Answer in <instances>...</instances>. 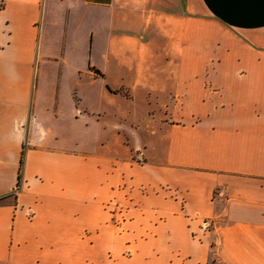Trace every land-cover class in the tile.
Here are the masks:
<instances>
[{"label":"crops","instance_id":"1","mask_svg":"<svg viewBox=\"0 0 264 264\" xmlns=\"http://www.w3.org/2000/svg\"><path fill=\"white\" fill-rule=\"evenodd\" d=\"M0 264H264V0H0Z\"/></svg>","mask_w":264,"mask_h":264},{"label":"rangeland","instance_id":"2","mask_svg":"<svg viewBox=\"0 0 264 264\" xmlns=\"http://www.w3.org/2000/svg\"><path fill=\"white\" fill-rule=\"evenodd\" d=\"M169 54H170L169 55V61H172L174 59L173 53L171 51H169ZM140 57H141V55H140L139 52L138 53L135 52V54L132 56V58H134V59L135 58H140ZM144 58H145V60H149L151 58V56L149 54H147V52H146V55H145ZM153 58H161V59H164L165 56L162 55V56L157 57L156 54H154L153 55ZM145 74H147V73H145ZM129 78L130 77L127 76V79H129ZM66 86H67V89H70L72 87L71 88L72 91H75L76 89L81 90V86L79 85V83L75 82V80H73V82H71V83H67ZM143 101H137L132 106H135L136 108H141L142 106H144ZM117 105H118L119 108H121L123 110H126L127 109V106H130V105H127L126 106L124 103H120V104L119 103L118 104L116 103V106ZM131 130L132 131H130V132H124L125 134L122 137V142H123L124 145L127 144L126 147H125V150L128 153H130L132 155H135V149H136V147H133V145L135 144V140L136 141H139L141 139V136L142 135H141V131L140 130H136L134 128H132ZM82 131L83 130L81 129V127H77V128L74 127V130H73L74 139L76 138L75 139V142H76V144H79L77 147L80 148V149L86 148V146H83V143H81V141H80V140H82ZM114 133H116V132H114ZM128 144H130L131 146H128ZM140 155H141L140 152H137L136 155L133 157V159L136 160V161H138V162H140L141 160L138 159L140 157Z\"/></svg>","mask_w":264,"mask_h":264},{"label":"built area","instance_id":"3","mask_svg":"<svg viewBox=\"0 0 264 264\" xmlns=\"http://www.w3.org/2000/svg\"><path fill=\"white\" fill-rule=\"evenodd\" d=\"M204 228H208V223L207 222L204 223Z\"/></svg>","mask_w":264,"mask_h":264}]
</instances>
